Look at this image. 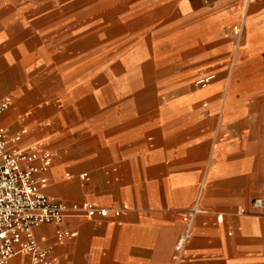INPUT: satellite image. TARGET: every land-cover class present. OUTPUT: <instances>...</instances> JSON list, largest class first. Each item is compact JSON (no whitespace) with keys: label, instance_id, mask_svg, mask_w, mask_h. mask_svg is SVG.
Returning a JSON list of instances; mask_svg holds the SVG:
<instances>
[{"label":"crops","instance_id":"crops-1","mask_svg":"<svg viewBox=\"0 0 264 264\" xmlns=\"http://www.w3.org/2000/svg\"><path fill=\"white\" fill-rule=\"evenodd\" d=\"M105 2V20L59 60L45 42L18 49L19 68L60 75L65 89L42 94L64 103L10 111L0 125L49 154L38 183L49 197L128 208L33 236L55 264H264L253 204L264 197V0ZM58 228L72 235L58 239ZM30 263L20 253L7 264Z\"/></svg>","mask_w":264,"mask_h":264},{"label":"built area","instance_id":"built-area-1","mask_svg":"<svg viewBox=\"0 0 264 264\" xmlns=\"http://www.w3.org/2000/svg\"><path fill=\"white\" fill-rule=\"evenodd\" d=\"M214 79L215 74H208L198 79L197 84L205 86ZM10 105V96L0 100V114ZM25 132L20 129L10 133L0 125V264H7L20 253L31 255L30 264H55L51 249L33 236L36 227L48 222L62 224L68 217H105L110 212L119 215L128 204L124 203L121 209H110L90 201L66 202L49 197L38 188L40 174L49 168V154L41 152L36 145L21 148L19 143ZM80 177L85 179L87 173ZM253 204L264 210V197L256 198ZM197 210L195 206L189 211L186 231L177 243L179 250L191 237L192 219ZM70 235L67 229L56 230L58 239Z\"/></svg>","mask_w":264,"mask_h":264},{"label":"rangeland","instance_id":"rangeland-1","mask_svg":"<svg viewBox=\"0 0 264 264\" xmlns=\"http://www.w3.org/2000/svg\"><path fill=\"white\" fill-rule=\"evenodd\" d=\"M108 5L105 0H0V100L11 98L10 107L0 118L14 110L19 117L25 118L36 105L60 106L64 103L60 98L52 99L42 94L65 89L60 75L51 76L49 69L45 72V66L32 68L30 72L19 68L18 49L22 48L26 54L28 45L38 46L45 42L49 56L55 54L54 58L59 60L67 43L91 36L94 19L100 16L101 21L105 20L107 13L102 11ZM17 89L22 90L19 97L15 95ZM34 94L39 97L36 101L32 97ZM21 97L20 101H24L18 103ZM8 128L10 133L17 131Z\"/></svg>","mask_w":264,"mask_h":264},{"label":"bare ground","instance_id":"bare-ground-1","mask_svg":"<svg viewBox=\"0 0 264 264\" xmlns=\"http://www.w3.org/2000/svg\"><path fill=\"white\" fill-rule=\"evenodd\" d=\"M138 52V51H137ZM132 58V57H131ZM126 60V59H125ZM132 62V61H131ZM19 101H18V103H20V102H23V101H20V100H22V97H21V99H18ZM41 116V115H40ZM198 202V201H197Z\"/></svg>","mask_w":264,"mask_h":264}]
</instances>
